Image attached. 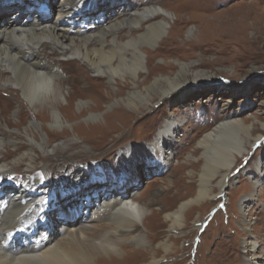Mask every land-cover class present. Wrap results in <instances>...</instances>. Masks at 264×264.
<instances>
[{
    "label": "rangeland",
    "instance_id": "rangeland-1",
    "mask_svg": "<svg viewBox=\"0 0 264 264\" xmlns=\"http://www.w3.org/2000/svg\"><path fill=\"white\" fill-rule=\"evenodd\" d=\"M37 1L31 15L42 17L44 9L50 14L49 20H54L57 5L62 1L70 4L73 0ZM8 2L0 0V12ZM149 6L169 12L172 17L167 19L169 24L175 21L176 11L181 17L185 14L204 17L196 21L197 18L186 16L194 20L183 28L182 42L196 40L203 27L212 24L209 46L201 42L191 50H173L167 45V33L156 44L142 46L148 52L144 57L150 58L147 68L152 80L176 74L178 61L188 65V71L182 72V80H187L185 85L154 101L148 109L133 112L121 103L127 89H118L114 83L109 88L104 77L93 76L76 59L61 57L57 50L44 44L39 49L40 57L51 68L59 69L55 80L62 83L60 89L68 103L66 119H62V125H54L48 112L32 109L14 87H2L0 77V165L10 167L9 182L21 187L45 176L61 184L72 172L89 168L95 169L87 183L90 187L106 183L105 189L123 192V188L132 185L128 199L134 192L133 200H138L153 215L143 220L142 227L140 224L134 229L142 233L121 234V240L116 242L123 250H134L131 252L135 255L122 254L124 261L117 256L105 257L101 264H253L247 251L252 242L256 244L255 255L264 264V130L261 129L264 125V0H90L78 6L79 12H74L72 18L85 37L93 36L98 28L127 19ZM25 15L20 17L26 24L30 18ZM207 15L210 17L206 18ZM92 41L88 47L98 44ZM146 72L144 69L141 79ZM196 73L206 78L195 82ZM126 78L116 77V81L126 83ZM59 102L62 107L67 104L64 97ZM81 106L95 113L80 115ZM113 110H119L120 115L107 120ZM234 121L250 126L252 134L262 135L261 138L247 146L245 156L232 166L230 181L221 194L217 193L218 179L210 187L212 198L190 203L199 190L198 171L207 159L196 143L216 125ZM166 126H171L174 134L169 150H165L172 156L163 165L161 150L154 143ZM28 137L43 142L49 154H43ZM29 151L36 159L33 170L28 172L25 162H15ZM155 155L162 164L150 169L147 164L155 163ZM144 166L149 169L144 170ZM253 183H256L255 192ZM65 189L64 195H76L73 189ZM37 194L41 196L40 192ZM188 202L182 227L169 232L165 214ZM40 204L41 201L29 203L28 216ZM91 213L89 210L88 214ZM89 215H86L88 222ZM110 220L93 222L98 228L86 232L110 230L108 239H112L116 227H111ZM244 220L250 221V230L243 228ZM60 222L63 228L72 227L65 225L63 218ZM90 236L94 238L95 234ZM164 241L169 245L166 252L160 246Z\"/></svg>",
    "mask_w": 264,
    "mask_h": 264
},
{
    "label": "bare ground",
    "instance_id": "bare-ground-1",
    "mask_svg": "<svg viewBox=\"0 0 264 264\" xmlns=\"http://www.w3.org/2000/svg\"><path fill=\"white\" fill-rule=\"evenodd\" d=\"M88 1L90 0H73L70 4L62 1L57 5L54 20H49L50 14L47 11L41 13L42 17L37 14L31 15L32 8H36L37 0H9L4 6V10L0 12L2 87H14L32 109L38 110L39 113L48 112L56 126L62 125V119H66L68 103L60 89L62 83L55 80L59 69L51 68L52 65L50 66L46 60L40 57L39 49L44 44L57 50L61 57L76 59L85 65L93 76L104 77L109 88H112L114 83L118 89H127L126 93L121 95V103L131 111L139 112L141 109H148L154 101L174 93L185 85L187 80H182V72L188 71V65L177 61L179 70L176 74L160 76V78L152 80L150 69L147 68V60L150 58L144 57L148 52L142 46L156 44L160 37L166 33L167 45L173 50H191L194 46H200L201 42H204L205 46H209L212 40L210 34L212 24L209 23L203 27L201 32L198 30L200 34L196 36V40L182 42L183 28L194 20H189L188 17L197 18V21L204 18L202 15L185 14L181 17V13L176 11L173 12L175 21L169 24L167 19L172 18L169 12L150 6L139 11L136 10L137 12L127 19L109 23L106 28H98L93 36L90 34L85 37L82 31L77 29V22L72 17L74 12H79L77 7ZM48 2L51 3L52 0H48ZM25 13V16L30 18V22L26 24L20 17ZM208 17L210 16L207 15L206 18ZM177 22H179L178 26ZM72 30L75 31L71 32ZM92 40L97 41L98 44L88 47V43ZM144 69L147 72L141 79ZM125 76L129 78H126V83L116 81V77L123 78ZM201 78L205 79L206 77L204 74L196 73L193 81L196 82ZM61 97H64L67 103L65 107L60 105ZM113 99L117 98L113 97ZM81 107L80 115L95 113L91 108ZM119 115V110H113L106 119ZM167 128L166 126L160 132L159 140L154 143V147L161 150L163 165L172 156L171 152L165 150H169L171 146L174 131L171 126L168 131ZM261 129L264 130V125H261ZM240 132H243V137ZM261 136L253 135L250 126L244 125L240 121L223 122L203 135L196 145L203 150V155L205 154L207 159L204 160L198 171L199 190L196 198H192L190 203L212 198L210 187L218 179L217 193L221 194L230 181L229 175L232 166L239 157L245 156L248 150L247 146L256 143ZM28 138L41 149L43 154H49L46 152L43 142L40 144L30 137ZM56 151L51 150L50 152L55 153ZM166 152L168 153L166 154ZM147 155L150 156V154ZM122 156L120 155V157ZM35 159L29 151L15 163L25 162V170L29 172L33 170ZM154 161L155 163L152 162L151 166L147 164V167L152 169L158 163L162 164V160L156 155ZM147 167L144 166L143 169L148 170ZM8 169L10 167L7 165H0V193L8 194L10 198L8 207L0 211V264H101V259L105 257L117 256L124 261L125 258L122 257V254H136L131 252L134 250H123L116 245V242H119L123 236L121 234L135 236L142 233V230L135 231L134 229L140 224L142 227L143 220L153 215V212H149L141 206L138 200H133L136 195L134 192H132L131 199H128V190L132 185L123 188V192H117V189L115 192L113 189H105L106 183L90 187L87 183L95 173V169L89 168L72 172L61 184L52 182L45 176L37 177L28 182L27 186L21 187L9 182L12 175ZM137 171L136 168L135 174L138 173ZM126 183L128 184V182ZM65 188L73 189L76 191V195H64ZM252 188L255 192L256 183H253ZM37 192H40L41 196H38ZM38 201H41L37 207L38 210L28 216L27 206L29 203L37 204ZM188 204L189 202L180 203L174 210L165 214L164 219L169 225V232L178 231L182 227L184 212ZM242 207L246 208L247 205ZM89 210L93 211L91 215L88 214ZM242 210L243 208H241V212ZM67 211H76V213L68 212L67 215L65 214ZM86 215H89L90 222L86 219ZM61 218L65 220V225L70 224L72 227H61ZM100 219H103V222L111 219V227H116L112 233V239H108L110 230L106 233H91L92 230L90 233L86 232L92 227L98 228L93 224ZM243 224L245 230H250V221L244 220ZM121 227L126 229L119 232L117 229ZM76 233H79V236ZM94 234V238H91L90 235ZM138 240L140 241V239ZM160 246L165 252L169 250L167 241L161 242ZM255 250L256 244L252 242L247 250L250 253L248 259H253V264H260L261 260L259 261L255 255ZM127 261L128 259L125 260V263Z\"/></svg>",
    "mask_w": 264,
    "mask_h": 264
},
{
    "label": "clouds",
    "instance_id": "clouds-1",
    "mask_svg": "<svg viewBox=\"0 0 264 264\" xmlns=\"http://www.w3.org/2000/svg\"><path fill=\"white\" fill-rule=\"evenodd\" d=\"M7 4V3H6ZM45 12V11H44Z\"/></svg>",
    "mask_w": 264,
    "mask_h": 264
}]
</instances>
